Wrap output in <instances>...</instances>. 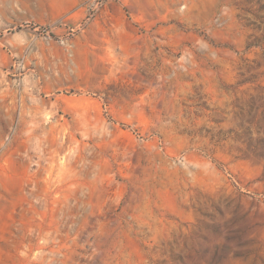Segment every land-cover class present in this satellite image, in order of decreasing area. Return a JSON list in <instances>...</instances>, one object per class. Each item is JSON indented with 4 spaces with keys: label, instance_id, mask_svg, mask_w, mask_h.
Segmentation results:
<instances>
[{
    "label": "rangeland",
    "instance_id": "obj_1",
    "mask_svg": "<svg viewBox=\"0 0 264 264\" xmlns=\"http://www.w3.org/2000/svg\"><path fill=\"white\" fill-rule=\"evenodd\" d=\"M0 264H264V0H0Z\"/></svg>",
    "mask_w": 264,
    "mask_h": 264
}]
</instances>
